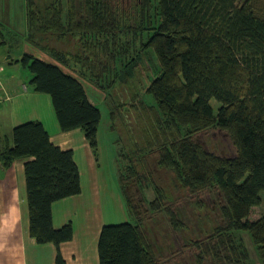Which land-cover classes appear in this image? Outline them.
<instances>
[{
    "label": "trees",
    "instance_id": "1",
    "mask_svg": "<svg viewBox=\"0 0 264 264\" xmlns=\"http://www.w3.org/2000/svg\"><path fill=\"white\" fill-rule=\"evenodd\" d=\"M257 2L136 0L134 13L126 15L115 0H27L28 39L56 62L25 53L20 64L32 73V89L51 97L60 129L80 128L96 159L101 111L89 101L79 77L109 98L117 85L131 81L143 57L147 64L155 61L154 75H147L144 85L153 99L147 106L154 111L153 134L144 130L140 143L131 136L127 168L117 176L133 220L102 227L99 264H161L127 192L129 184L141 189L146 182L138 167L149 170L143 158L150 154L154 165L171 172L190 194L216 190L221 196L220 222L205 241L194 242L199 264L206 258L254 264L245 237L264 264V213L248 219L264 191V10ZM70 37L77 41L74 53L46 43ZM211 99L220 103L216 113ZM211 128L229 134L235 156L209 152L196 140ZM19 159L26 160L29 234L38 244H54L55 264H66L60 245L72 239L73 227L70 222L53 227L52 204L81 192L73 152L55 145L42 123L28 121L16 125L0 149L3 167ZM149 173L154 195L149 209L162 210L175 229L181 228L165 204V189Z\"/></svg>",
    "mask_w": 264,
    "mask_h": 264
},
{
    "label": "rangeland",
    "instance_id": "2",
    "mask_svg": "<svg viewBox=\"0 0 264 264\" xmlns=\"http://www.w3.org/2000/svg\"><path fill=\"white\" fill-rule=\"evenodd\" d=\"M135 1L115 0L116 8L118 10L123 9L126 15H131L134 13ZM256 1H258L257 7H261L264 10V0ZM24 8L25 5L22 2L15 4L14 15L11 21L14 28L8 29V32H2V35H0L1 45L3 43L4 45L6 44L3 49L13 59H21V55L26 51H28L27 53H33L35 57L41 59L44 57L52 59L46 51L32 43L30 39L32 46L29 45V41L26 39L27 33L24 31L21 22ZM35 38L38 40L37 36ZM46 43L50 47L69 53L76 52L78 46L76 39L73 37L62 41L53 38L47 40ZM148 56L152 59L151 54ZM154 62L153 59V64H147L145 57H143L142 62H140L141 65L137 68L135 76L131 81L127 84L117 85L112 91L111 96L108 93L109 98H107L105 92L97 89L84 76L79 77L88 88V93H92L93 99L101 111V121L97 131L99 139L97 159L98 163L101 162V165L104 167L106 177L108 178V186L112 187L114 191H118L117 176L119 170L127 168L128 160L126 153L129 152L133 145V142L131 143L132 137L140 143L144 130L153 134L154 111L153 108L147 107L153 106V99L145 95L144 85L147 84V79L149 77L152 78L154 75L153 69L156 68ZM18 64L12 70H9L7 67L2 72L1 77L7 76V72H9L17 79L24 81L32 89V86L29 85L30 82H28L32 73L20 63ZM154 66L155 68H153ZM74 67L77 70L78 66ZM63 69L77 75L76 70ZM0 99L2 100L4 97L0 96ZM7 103L5 101L3 106ZM131 103L134 104V107L130 106ZM140 103L146 106L144 107L145 110L142 109ZM210 104L216 113L220 103L215 99H211ZM111 124H113V127H110ZM195 138L209 152L226 157H233L236 154L232 139L226 131L211 128L198 133ZM143 159H146V165L149 170L142 169L140 165L138 169L143 175H146L144 179L146 182H142L143 186L141 189H139L137 183L129 184L127 192L132 197L133 203L139 208L142 227L148 236L152 248H154L161 264H199L196 260V254L199 250L194 246V242L205 241L213 228L220 222L218 212L219 205L222 203L220 194L216 190H206L192 195L176 184L171 172L159 169L154 165L153 154ZM137 163L139 164L140 162L137 161ZM150 171L151 181L153 182L154 179L155 184L165 189L168 196L165 204L173 208L179 218L181 228L175 229L170 223L168 216L162 210L152 211L149 209L148 201L154 197L148 177ZM262 195V203L252 208L249 220H255L264 213V191ZM117 201L116 198H110V207L105 212L106 216H109L108 220L111 221L109 223L132 221L133 216L129 215L127 211L123 215L120 207L117 206ZM245 238L246 246L250 251L253 263L260 264L253 244L249 238ZM202 264L227 263L222 260L206 258Z\"/></svg>",
    "mask_w": 264,
    "mask_h": 264
},
{
    "label": "crops",
    "instance_id": "3",
    "mask_svg": "<svg viewBox=\"0 0 264 264\" xmlns=\"http://www.w3.org/2000/svg\"><path fill=\"white\" fill-rule=\"evenodd\" d=\"M20 2L25 5L21 22L28 39L27 0H0L1 31L4 33L14 28L11 22L14 6ZM5 45L0 44V96L4 97L0 103V149L7 139L11 140V131L16 125L39 121L55 145L63 150H72L79 169L81 192L52 204V223L54 228H60L68 222L72 224V239L60 245L66 264H99L100 231L104 225L114 224L109 223L111 221L105 212L110 207L112 197L118 200L117 206L125 215L127 209L123 196L119 188L114 191L108 186L104 167L93 155L83 131L80 128L66 132L60 129L48 94L34 91L9 72L7 76L1 77L7 67L12 70L20 63V59L11 58L3 49ZM42 59L56 62L49 57ZM79 80L85 87L89 101L96 104L85 83ZM5 101L8 103L3 106ZM25 161L16 160L7 168L0 162V264H55L56 246L52 243L38 244L29 234Z\"/></svg>",
    "mask_w": 264,
    "mask_h": 264
},
{
    "label": "built area",
    "instance_id": "4",
    "mask_svg": "<svg viewBox=\"0 0 264 264\" xmlns=\"http://www.w3.org/2000/svg\"><path fill=\"white\" fill-rule=\"evenodd\" d=\"M2 100L0 99V102H1Z\"/></svg>",
    "mask_w": 264,
    "mask_h": 264
}]
</instances>
